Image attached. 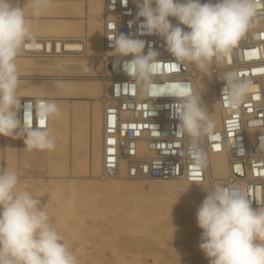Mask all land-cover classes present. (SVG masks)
I'll return each mask as SVG.
<instances>
[{
    "label": "clouds",
    "instance_id": "1",
    "mask_svg": "<svg viewBox=\"0 0 264 264\" xmlns=\"http://www.w3.org/2000/svg\"><path fill=\"white\" fill-rule=\"evenodd\" d=\"M51 0H31L32 17L45 11ZM127 3V0H124ZM141 34L157 35L178 62H188L208 71L214 60L222 61L247 32L258 12V0H134ZM142 18V20H141ZM169 18H174V25ZM31 17L17 0H0V135L17 134L21 127L18 107L20 77L16 58L26 41L33 39ZM132 22H130L131 25ZM187 29V30H185ZM117 57H131L121 64L123 72L149 97L170 96L178 130L189 137V149L201 152V140L213 135L210 118L201 95L191 85H160L154 82L159 59L146 42L116 31L108 36ZM218 79L228 105L238 109L251 91L252 83L237 72H226ZM41 112L55 118L60 109L47 101ZM29 148L52 150L55 137L47 132H27ZM243 153V149H240ZM259 151H264V136ZM203 156L200 155L202 163ZM17 170H0V264H78L76 252L52 224L50 216L27 186L20 188ZM196 210V223L202 230L199 249L209 264H264V207L253 208V201L240 185L214 184ZM68 205L74 203L69 200Z\"/></svg>",
    "mask_w": 264,
    "mask_h": 264
},
{
    "label": "built area",
    "instance_id": "2",
    "mask_svg": "<svg viewBox=\"0 0 264 264\" xmlns=\"http://www.w3.org/2000/svg\"><path fill=\"white\" fill-rule=\"evenodd\" d=\"M258 9L251 26L227 57L214 61L212 71L218 82L222 124L213 132L215 139L206 136L201 140V152L195 155L189 149V137L179 132V121L172 114L176 99L143 94L121 67L122 62L131 57L110 55L112 78L103 96V177L203 182L209 178V156L227 152L228 174L222 184L243 186L253 201L252 206L264 204V151H259L260 138L264 136V26H260L264 24V0H258ZM136 14L134 0L106 1V49L113 51L108 36L116 31L134 35L146 42L145 53L149 48L158 52L155 83L189 84L197 92L192 64L176 61L161 37L141 34V21L136 20ZM169 19L173 23L172 18ZM232 71L252 83L250 93L238 109H232L222 97L225 82L218 79ZM47 101L43 97L21 101L20 144L24 143L28 131L37 133L46 128L47 119L41 121V108ZM252 129L257 130L253 141L249 138Z\"/></svg>",
    "mask_w": 264,
    "mask_h": 264
},
{
    "label": "bare ground",
    "instance_id": "3",
    "mask_svg": "<svg viewBox=\"0 0 264 264\" xmlns=\"http://www.w3.org/2000/svg\"><path fill=\"white\" fill-rule=\"evenodd\" d=\"M106 1L51 0L50 7L56 15H49L52 18L45 19L46 21L39 18H46L44 17L47 16L45 15L46 10L38 18L32 17L30 14L32 12L30 9L31 0L18 1L19 5L24 7L26 15L31 17V31H33L34 37L26 41L21 50L22 53L20 52L17 56L20 58L16 60L17 65L31 70L25 73L19 72L18 95L21 98L23 95L44 93L51 97V101L56 103L60 109L58 116L47 119L48 134L57 138L56 159L65 161L64 157L67 153L68 156H66L69 157V160L67 159L66 168L70 165L69 163L78 161L79 168L81 171L83 169V172L79 174L78 171L69 174L60 171L59 173L42 174L38 177L54 180L67 177L69 179L66 180L71 181L85 179L101 191L172 196L174 197L171 198V200L174 199L173 201L160 202L161 204L157 208L158 213L165 214L166 209L174 207L175 204H178L177 208L192 206L196 212L206 195L204 190H208L214 184H222L227 176L229 165L227 152H215L209 156V178L203 182L173 179L106 178L102 176V116L105 105L103 96L112 78V60H108V58L114 54L113 51L107 50L105 45ZM63 8L68 9L72 14L62 15L69 13V11H62ZM75 10L80 14H73ZM172 21L174 25L177 23L174 18ZM79 25L81 26L79 34L68 33L79 28ZM260 26L262 27L264 24H260ZM24 53L34 55V57H23ZM104 54H106L105 58ZM214 61L210 63L208 71H201L193 64L192 68L196 75L197 92L201 95L202 102L206 106L210 118L215 122V129H217L221 127L222 117L219 110L218 82L212 71ZM68 118L69 126L67 128L66 120ZM44 119L41 112V121L43 122ZM256 132L257 130H250V140L255 139ZM19 136L17 134L1 135L5 149L7 150L9 147V142ZM66 141H69L67 152L64 148ZM21 147L19 146L20 151ZM19 174L20 179L25 177L23 173ZM114 206L119 205L115 203ZM136 206V201L129 203L130 209ZM259 207H264V204L253 206V208ZM154 208L156 209V207ZM119 225L121 226V224ZM177 243L180 246L179 242ZM175 248L173 249L176 250ZM88 249L86 245H83L81 251L89 253Z\"/></svg>",
    "mask_w": 264,
    "mask_h": 264
},
{
    "label": "rangeland",
    "instance_id": "4",
    "mask_svg": "<svg viewBox=\"0 0 264 264\" xmlns=\"http://www.w3.org/2000/svg\"><path fill=\"white\" fill-rule=\"evenodd\" d=\"M62 11L69 10L63 8ZM66 14L70 15L72 12L62 15ZM73 14L79 15L80 12L75 10ZM45 15H47L44 16L46 18H39L43 21L48 20L52 18L49 15H56V13L49 5ZM80 31L81 26L68 33L79 34ZM105 55H103L104 58ZM27 56L34 57L24 53L23 57ZM18 59L20 58H16ZM17 66L18 72L31 71ZM28 97H43L51 101V97L44 93L23 95L20 99L22 101ZM66 125L68 128L69 118L66 120ZM48 126L47 124L45 129L38 130L37 134L48 133ZM17 135L19 136V130ZM19 139L20 136L9 142L6 150L0 135V170L13 169L25 175L21 179L20 188L27 186L37 198L41 199L52 224L76 252L78 264H209V260L199 249L202 230L197 226L196 212L192 206L177 208L178 204H175L174 207L166 209L165 214H161L157 212L160 202L173 201L174 199L171 200V198L174 197L101 191L85 179L71 181L66 180L69 179L67 177L56 180L40 178L39 175L60 171L67 174L78 171L79 174L83 172V169L81 171L79 168L78 161L69 163L70 165L66 168L69 157L66 153L65 161L57 160L55 155L57 146L52 150L29 149L24 143L19 144ZM55 140L57 142V138ZM68 142H65V151L68 150ZM19 146H22L21 151ZM69 200H74L70 206L67 203ZM129 200L136 201L137 206L130 209L131 201ZM115 203L119 206H114ZM150 207H156V209ZM78 242L81 245L80 250ZM83 245L89 248V253H85V250V252L81 251Z\"/></svg>",
    "mask_w": 264,
    "mask_h": 264
},
{
    "label": "crops",
    "instance_id": "5",
    "mask_svg": "<svg viewBox=\"0 0 264 264\" xmlns=\"http://www.w3.org/2000/svg\"><path fill=\"white\" fill-rule=\"evenodd\" d=\"M19 111H20V105H19ZM103 134V133H102ZM103 137V136H102ZM80 248H81V245H80V243L78 242V249L80 250Z\"/></svg>",
    "mask_w": 264,
    "mask_h": 264
}]
</instances>
